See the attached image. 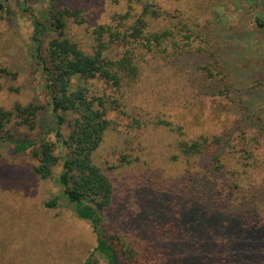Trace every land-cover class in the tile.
Segmentation results:
<instances>
[{
	"label": "rangeland",
	"instance_id": "rangeland-1",
	"mask_svg": "<svg viewBox=\"0 0 264 264\" xmlns=\"http://www.w3.org/2000/svg\"><path fill=\"white\" fill-rule=\"evenodd\" d=\"M26 4L42 19L49 7L48 0H27ZM60 5L81 10L83 23L68 20L65 35L85 52L92 51L93 31L100 25H110L122 34L140 18L145 34L170 33L167 42L151 50L135 46L137 74L124 78L118 88L102 80L87 83L97 95L109 96L110 123L92 160L114 185V215L120 222L139 209L141 199L135 192L152 187L166 191L168 185L180 189L188 184L187 174L196 172L198 159L181 153L178 144L200 136L226 135L229 144L220 160L229 182L247 199L255 197L264 206V133L236 128L235 97L202 92L198 86L210 79L203 81L195 70L207 60L181 50L205 47L218 34L222 36L220 29L230 26L261 27V8L232 0H61ZM24 9L23 0H0V109L31 102L45 108L34 130L11 124L0 129V264H84L96 238L90 223L75 215L57 185L60 166L54 167L51 178L43 179L33 170L37 161L31 153L13 154V144L6 140L35 141L51 125L43 76L30 46L29 11ZM125 48L113 42L105 55L117 58ZM249 55H241L239 67L252 63ZM209 67L212 73L217 71L213 64ZM244 79L254 80L249 75ZM252 94L262 99L257 92ZM46 137L54 141L53 134ZM54 198L56 205L46 206ZM127 229L124 225L123 231H117L132 235ZM126 237L139 243L136 235V240ZM97 264L104 262L98 258Z\"/></svg>",
	"mask_w": 264,
	"mask_h": 264
},
{
	"label": "trees",
	"instance_id": "trees-1",
	"mask_svg": "<svg viewBox=\"0 0 264 264\" xmlns=\"http://www.w3.org/2000/svg\"><path fill=\"white\" fill-rule=\"evenodd\" d=\"M48 1L42 19L23 0L24 10L29 11L30 46L43 76L51 125L35 141L6 140L13 144V154L31 153L37 161L33 170L43 179L51 178L54 167L60 166L55 181L75 215L90 223L96 238L84 264H97L98 258L104 264H264V206L255 197L247 199L237 185L230 183L220 160L229 144L225 134L179 141L181 153L198 159L196 172L187 174L188 184L180 189L168 185L166 191L155 187L139 190L135 192L141 199L139 209L124 216L122 222L117 219L114 185L92 160L110 123L106 107L109 96L97 95L87 83L102 80L118 88L124 78L137 74L135 46L151 50L167 42L170 33L145 34L140 18L122 34L110 25H100L93 31L92 51L85 52L65 35L68 20L83 23L81 10L61 6V0ZM232 1L256 5L264 17V0ZM257 26L237 24L220 29L222 36L218 34L211 44L193 51L181 50L207 60L195 70L203 81L210 79L198 86L202 92L235 97V127L263 134L264 24ZM117 41L126 46L123 53L117 58L106 57L107 48ZM241 55H249L252 63L239 67ZM208 64L217 71L212 73ZM246 75L254 80L244 79ZM253 91L262 99L257 100ZM44 108L31 102L16 104L11 110L0 109V129L11 124L34 130ZM48 134H53L54 141L47 139ZM56 200L46 206L56 205ZM124 225L133 236L117 231H123ZM128 235L135 240L136 235L139 243Z\"/></svg>",
	"mask_w": 264,
	"mask_h": 264
}]
</instances>
